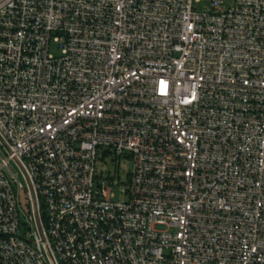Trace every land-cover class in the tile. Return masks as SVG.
I'll return each instance as SVG.
<instances>
[{"label":"built area","instance_id":"2783aa9c","mask_svg":"<svg viewBox=\"0 0 264 264\" xmlns=\"http://www.w3.org/2000/svg\"><path fill=\"white\" fill-rule=\"evenodd\" d=\"M0 264H264V0H0Z\"/></svg>","mask_w":264,"mask_h":264},{"label":"rangeland","instance_id":"374dc122","mask_svg":"<svg viewBox=\"0 0 264 264\" xmlns=\"http://www.w3.org/2000/svg\"><path fill=\"white\" fill-rule=\"evenodd\" d=\"M197 8L199 11L203 10V2L198 5ZM52 50L54 52L56 51L54 48ZM117 160L119 161L120 176L122 178H125L132 171V159L129 156H122ZM117 160H112L108 157L102 160H98L95 165L96 173L101 177L108 176L109 173H113L115 171ZM116 199H118V197H116Z\"/></svg>","mask_w":264,"mask_h":264}]
</instances>
